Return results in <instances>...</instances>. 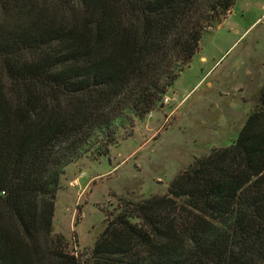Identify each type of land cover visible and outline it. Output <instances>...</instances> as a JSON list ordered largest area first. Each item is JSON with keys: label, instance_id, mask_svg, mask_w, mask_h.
<instances>
[{"label": "trees", "instance_id": "trees-1", "mask_svg": "<svg viewBox=\"0 0 264 264\" xmlns=\"http://www.w3.org/2000/svg\"><path fill=\"white\" fill-rule=\"evenodd\" d=\"M235 2L0 0V264H264V87L234 144L123 202L84 262L53 233L64 168L153 111Z\"/></svg>", "mask_w": 264, "mask_h": 264}, {"label": "rangeland", "instance_id": "rangeland-1", "mask_svg": "<svg viewBox=\"0 0 264 264\" xmlns=\"http://www.w3.org/2000/svg\"><path fill=\"white\" fill-rule=\"evenodd\" d=\"M263 87L264 0H236L153 111L117 119L108 154L91 148L64 168L53 233L84 262L123 202L165 195L196 159L234 144Z\"/></svg>", "mask_w": 264, "mask_h": 264}, {"label": "crops", "instance_id": "crops-1", "mask_svg": "<svg viewBox=\"0 0 264 264\" xmlns=\"http://www.w3.org/2000/svg\"><path fill=\"white\" fill-rule=\"evenodd\" d=\"M222 23H223V22H222ZM236 42H237V41H235L234 44H235ZM234 44H233V45H234ZM203 59H205V58L203 57Z\"/></svg>", "mask_w": 264, "mask_h": 264}, {"label": "built area", "instance_id": "built-area-1", "mask_svg": "<svg viewBox=\"0 0 264 264\" xmlns=\"http://www.w3.org/2000/svg\"><path fill=\"white\" fill-rule=\"evenodd\" d=\"M75 182H77V181H75Z\"/></svg>", "mask_w": 264, "mask_h": 264}]
</instances>
